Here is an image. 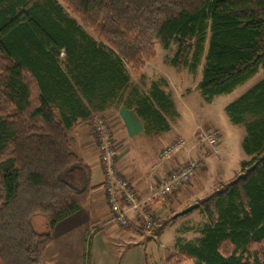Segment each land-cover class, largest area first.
<instances>
[{
    "label": "trees",
    "instance_id": "trees-1",
    "mask_svg": "<svg viewBox=\"0 0 264 264\" xmlns=\"http://www.w3.org/2000/svg\"><path fill=\"white\" fill-rule=\"evenodd\" d=\"M157 41L176 45L179 71L204 61L199 88L211 101L264 69V0H0V264H42L52 234L34 218L53 229L87 204L92 167L73 129L124 105L146 133L170 130L166 81L146 89L131 78ZM225 109L245 126L247 158L197 200L202 236L167 264H264V78Z\"/></svg>",
    "mask_w": 264,
    "mask_h": 264
},
{
    "label": "rangeland",
    "instance_id": "rangeland-1",
    "mask_svg": "<svg viewBox=\"0 0 264 264\" xmlns=\"http://www.w3.org/2000/svg\"><path fill=\"white\" fill-rule=\"evenodd\" d=\"M78 20L90 34L94 35L93 31L81 19ZM156 51V59L146 63L143 76L135 75L131 72L132 81L146 89L153 81L161 83H163L161 80L166 81V84H162L163 88L171 95L174 103L175 113L167 117L173 128L164 137H159L161 140L164 138L165 141L155 143L152 150L154 152V154L152 153V158H155V162L161 161L159 156L160 145H167L176 135L185 138L189 145L187 146L191 150L199 149L203 159H206L208 163L215 162L214 166H212L213 170H215L213 176L210 179L207 177L205 179L206 182H202V179L197 177L195 184L191 187L192 190H196L203 183L205 189L202 192V197H204L222 182L232 178L235 172L239 171L240 162L247 158L242 146L246 135L245 126L231 123L225 107L261 81L264 78V69L262 66L259 67V70L254 75L237 85L230 92L216 95L211 101H207L199 88L204 61L201 62L196 72H191L188 69L179 71L171 62L176 51L175 44L165 49L157 41ZM105 119L115 126V120L110 121L111 117L106 116ZM91 126L90 130H92ZM74 130L71 131L73 147L80 156H84L85 150L79 147V143L82 145L87 139L91 141L92 137L81 138L76 141ZM204 131L217 132L219 136V153L216 156L206 157L207 154L204 156L197 143L198 138ZM191 132L192 135H190ZM188 135L190 136L187 137ZM80 150L81 154L79 153ZM182 151H185V149ZM192 157L195 159L201 158L193 155ZM220 158L222 161H217ZM201 164L202 162L200 161L199 167ZM91 165L93 168V174L91 173V175H100V170L97 169L99 167L98 160L95 159ZM218 170L222 171V182L217 179L220 177ZM213 179L215 180L211 181ZM162 201L164 200H160V202ZM173 202L174 200L170 199L164 206L162 205V209L165 207L162 212L158 210L157 214H159L160 220L171 218L176 212L185 208V206L182 207L183 204L179 205L180 203L176 204ZM107 206V202L100 204L99 221L86 230L82 240L80 238L81 234L74 231L68 223H63L54 230L47 226L45 217H35L33 221L36 229L51 232L53 238L52 246L46 252L44 264H97L98 259L103 261V264H167V257L182 254L180 247L183 244L187 242L196 243L198 241L202 236L201 230L207 222V216L198 207L174 218L156 237L144 233L139 235L135 232V236H119L122 226L115 223L110 225L106 223V220L111 217ZM174 208L176 209L175 211L173 210ZM94 227L96 231H92ZM68 237L70 239H66ZM87 240L89 245H91V254H89ZM92 244H95L97 252H93ZM185 264L197 263L195 259L190 258Z\"/></svg>",
    "mask_w": 264,
    "mask_h": 264
},
{
    "label": "crops",
    "instance_id": "crops-1",
    "mask_svg": "<svg viewBox=\"0 0 264 264\" xmlns=\"http://www.w3.org/2000/svg\"><path fill=\"white\" fill-rule=\"evenodd\" d=\"M105 116L111 117L112 119H110V121L115 120V126L114 124L112 125V123L111 125H112L113 140L117 150L116 165H117L118 173L119 175L129 180L131 186L135 189L137 195L140 198L149 197L151 193L158 187L159 182L165 176H167L172 169L180 166L181 163L188 158V156L193 155L196 156L197 158L201 157V153L199 152V149L197 150L195 148L191 150V148L188 147L189 145L187 143L188 146L186 145L185 151H180L179 153L175 154L173 157H171L168 160L155 162L154 161L155 158L154 159L152 158V153L154 154V152L152 151L153 146H155V143H158V141H165L164 138L161 140L159 139V137H164L166 133H169L171 131L173 125L171 124L170 121L169 122L171 128L169 131L162 133H146L144 131L143 124L139 116L135 113L133 109H129L124 105H118V106L114 105L110 107L108 112H106ZM90 126L91 124L87 123L75 128L73 132L74 138L76 139V141H78L81 138L87 139L88 137H92L91 141L87 139V141L84 144L82 143L81 145L79 143V147L82 150H85V154H84L85 157L84 156L82 157L90 165L95 161V159L98 160L99 167L97 169L100 170L101 174L91 175L90 196L87 204L75 214L60 221L53 228L54 230H56V228L62 225L63 223H68L69 226H71L74 231H77L79 232V234H81L80 235L81 240L84 238L86 230L89 227L91 228L93 225L96 224L97 221H99L100 204L102 202L105 203L107 202L104 184H103V177H102L103 168L100 162L98 141L93 130H90ZM190 135H192V132L190 133ZM190 135H188L187 137H189ZM220 144H221V137H220ZM160 146H161L160 148L163 147V145ZM79 153L81 154V150ZM199 160L202 162V164L200 167H198L196 175L190 182L185 183L179 188H177L168 199L162 202L155 200L149 201L146 204V209L149 210L151 209L157 213L159 211L162 212L164 210L165 207L162 209V205L164 206L165 203L170 199L174 200L176 204L180 203L179 205L183 204L182 207L183 206L186 207L189 204L195 202L196 200L202 198V192L205 189V185L202 183L201 184L202 186L198 187L196 190H192L191 187L195 184L197 177L198 178L200 177L202 179V182H206L205 179L207 177H209L210 179L213 176L215 170H213L212 166H214L215 162L213 161L212 163H208V161H206V159H203L202 157ZM217 161L221 162L222 160L220 158ZM218 173L220 174L219 178L221 179L219 178L217 179L220 180L219 182H222L223 180L221 176L222 171L220 170ZM214 180L215 179L211 181ZM107 207L109 208L108 212L111 214L109 205ZM173 210L175 211L176 209L174 208ZM108 220H106L107 224L109 225L113 224V223H108L107 222ZM119 232H121V234H118L119 236L128 235L129 237H131L130 235L135 236L134 232L139 235L144 233L147 235H153L154 237L158 235V234H154L153 232L151 233L144 230L135 219L133 212L129 213V224L126 226H122L121 231ZM66 239H70V238L68 237ZM52 243H53V238L46 252L52 246ZM87 244L89 246V254H91L90 251L91 245H89L88 240H87ZM92 245H93V252H97V248L95 244ZM46 252L42 264H44V262L46 261ZM97 264H103V261L98 259ZM124 264H128V263H124Z\"/></svg>",
    "mask_w": 264,
    "mask_h": 264
},
{
    "label": "built area",
    "instance_id": "built-area-1",
    "mask_svg": "<svg viewBox=\"0 0 264 264\" xmlns=\"http://www.w3.org/2000/svg\"><path fill=\"white\" fill-rule=\"evenodd\" d=\"M92 128L98 141L100 162L103 168V184L106 201L110 207L111 217L108 223L119 226L129 224V213L133 212L139 225L148 232L160 224L157 213L146 209V204L151 200H166L172 193L185 183L190 182L200 165V160L192 155L172 169L160 182L158 187L147 198H140L129 180L119 175L116 165L117 150L113 140L112 130L107 121L102 118H94ZM201 151L206 157L216 156L219 153V136L217 132L204 131L197 141ZM187 141L181 136L174 137L160 150L161 161L173 157L185 149ZM93 228L92 231H94Z\"/></svg>",
    "mask_w": 264,
    "mask_h": 264
},
{
    "label": "water",
    "instance_id": "water-1",
    "mask_svg": "<svg viewBox=\"0 0 264 264\" xmlns=\"http://www.w3.org/2000/svg\"><path fill=\"white\" fill-rule=\"evenodd\" d=\"M199 206H200V204H199L198 202H195V203H193V204H191V205L185 207L184 209H182V210L176 212V213L174 214V216H172V218L179 217L180 215H183V214H185V213H187V212H190L191 210H193V209H195V208H198Z\"/></svg>",
    "mask_w": 264,
    "mask_h": 264
}]
</instances>
